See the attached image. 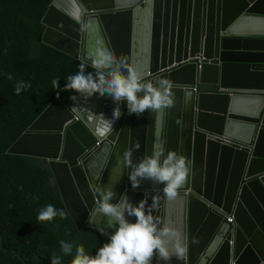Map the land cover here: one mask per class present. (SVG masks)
Here are the masks:
<instances>
[{"label": "water", "instance_id": "1", "mask_svg": "<svg viewBox=\"0 0 264 264\" xmlns=\"http://www.w3.org/2000/svg\"><path fill=\"white\" fill-rule=\"evenodd\" d=\"M72 3L74 11L67 1H52L43 42L86 64L89 51L106 48L123 61L124 75L128 69L144 83L169 79L175 106L137 117L124 101L114 129L100 135L116 107L110 97L55 98L8 154L47 161L80 230L106 226L98 188L113 187L112 204L121 197L138 204L147 191L148 205L159 197V229L175 230L180 240L177 259L175 238H165L170 264H264V0ZM148 21L149 39L137 31L139 25L147 34ZM195 57L204 59L200 69L188 61ZM85 71L96 74L90 65ZM157 142L188 161L186 182L172 200L152 191L163 185L144 180L134 191L128 178ZM152 264L163 262L154 257Z\"/></svg>", "mask_w": 264, "mask_h": 264}, {"label": "trees", "instance_id": "2", "mask_svg": "<svg viewBox=\"0 0 264 264\" xmlns=\"http://www.w3.org/2000/svg\"><path fill=\"white\" fill-rule=\"evenodd\" d=\"M52 1L0 0V264H51L53 255L62 257L61 264H71L73 257L63 255L61 240L83 245L86 254L95 255L108 239L92 228L77 227L46 160L8 154L55 98L67 103L79 94L60 91L57 96L52 87V80L59 78L62 90L81 63L43 42V18ZM7 74L14 79L9 81ZM16 80L32 87L17 96ZM48 204L63 208L66 217L38 221L39 210Z\"/></svg>", "mask_w": 264, "mask_h": 264}, {"label": "clouds", "instance_id": "3", "mask_svg": "<svg viewBox=\"0 0 264 264\" xmlns=\"http://www.w3.org/2000/svg\"><path fill=\"white\" fill-rule=\"evenodd\" d=\"M87 27V25H84ZM91 63L81 62L78 71L66 78L63 89L60 88L59 78L52 80V87L60 91H71L79 94H87L85 98L94 94L107 95L112 99L116 107L113 109L111 119H107L100 135H106L114 129V124L122 115L120 105L127 102L128 115L137 117L145 112L163 113L166 109L175 106V93L172 91V83L167 78H157L152 82H143V77L127 69L123 61L118 60L111 51L106 48H96L87 53ZM90 65L96 70L86 73V67ZM9 81L14 79L12 74H7ZM29 82L16 80L14 92L19 96L26 89L31 88ZM142 93V95H140ZM76 100V96L70 97ZM139 149V145H137ZM130 163V161H129ZM188 161L183 155L171 150H166L163 142H157L151 155H145L128 174L132 189L140 188L144 180H149L153 185H163L161 189L153 188L152 191H162L168 200L176 198L189 174ZM99 198L98 212L107 218L105 228L99 229L101 235L108 236L107 242L100 246L95 255L86 254L83 245L76 246L74 242L60 241V248L64 256H72L71 264H152L153 258L159 259L163 264H170L172 253L166 246V237L175 238V255L179 259L182 255L180 240L175 230L165 226L159 229L153 212L157 208L159 197L152 195V203L148 205V195L138 204H133L128 199L119 200L112 204L116 198L113 187H100L97 189ZM34 199L37 197H33ZM146 205L147 208H146ZM59 216L66 217L63 208L57 209L53 204H48L39 210L37 220L47 222ZM127 217H135V222H130ZM107 232H106V230ZM108 230H112L109 235ZM75 254L73 256V250ZM62 257L53 255L51 264H61Z\"/></svg>", "mask_w": 264, "mask_h": 264}, {"label": "built area", "instance_id": "4", "mask_svg": "<svg viewBox=\"0 0 264 264\" xmlns=\"http://www.w3.org/2000/svg\"><path fill=\"white\" fill-rule=\"evenodd\" d=\"M195 60H197V65H198V68L200 69L201 68V63H202V60H204L203 58H198V57H195V58H191V59H189L188 61H193V62H195ZM184 62L182 61L181 63H173L172 65H170V66H167L166 68H164L162 71H170V70H172V69H176V68H178L180 65H182ZM186 192H188L187 190H186ZM229 221H231V219L229 218L228 219Z\"/></svg>", "mask_w": 264, "mask_h": 264}, {"label": "crops", "instance_id": "5", "mask_svg": "<svg viewBox=\"0 0 264 264\" xmlns=\"http://www.w3.org/2000/svg\"><path fill=\"white\" fill-rule=\"evenodd\" d=\"M150 26H151V22L148 21L147 22V26H145V28H147V34L144 35V28L139 26L138 25V28H137V31H139V34L142 36V37H146V35L148 36V39H149V32H150Z\"/></svg>", "mask_w": 264, "mask_h": 264}, {"label": "bare ground", "instance_id": "6", "mask_svg": "<svg viewBox=\"0 0 264 264\" xmlns=\"http://www.w3.org/2000/svg\"><path fill=\"white\" fill-rule=\"evenodd\" d=\"M64 1H67V2H68V9H69L70 11H74L75 6H74V4L72 3V0H64Z\"/></svg>", "mask_w": 264, "mask_h": 264}]
</instances>
